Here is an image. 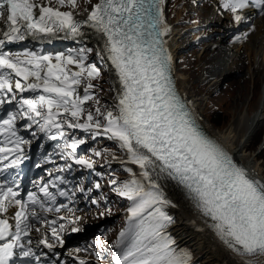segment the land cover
I'll return each mask as SVG.
<instances>
[{
    "label": "snow or ice",
    "instance_id": "1",
    "mask_svg": "<svg viewBox=\"0 0 264 264\" xmlns=\"http://www.w3.org/2000/svg\"><path fill=\"white\" fill-rule=\"evenodd\" d=\"M164 3L99 0L86 18H80L71 10L79 7V0H0V108L15 103L14 109H5L0 117V174L22 162L21 146L28 141L18 134L19 120H26L29 129L36 125L51 139L62 137L65 158L92 170L96 161L75 152L86 139L68 130H82L93 140L106 137L140 169L137 173L129 167L128 179L110 181L113 190L131 202L127 226L112 245V264H192L191 254L178 251L167 233L173 217L164 210L171 201L162 189V177L175 180L187 190L195 206L210 218L218 238L244 258L243 264H264V182L251 177L204 132L178 94L172 55L163 39L171 31L165 23ZM221 4L237 23L245 18L243 9L264 12V0H221ZM86 27L98 37L97 59L102 64L110 63L114 82L118 83L117 102L104 111L93 93V81L101 70L95 61L89 62L94 49L85 43ZM29 38L41 43L73 40L83 46L63 51L32 47L13 51L7 47ZM90 100H95L94 111L85 107ZM92 151L97 157L108 152ZM13 153L14 158L3 163ZM63 182V177L57 176L39 188L43 198L36 192H28L24 198L14 181H0V264H17L18 257L45 264L41 257L48 258V254L37 255L31 239L25 242L34 228L33 221L46 225L40 244L50 250L65 244V225L44 216L67 208L65 204L56 206L58 195L69 197L68 191L59 188ZM95 188H101V184L97 182ZM87 191L91 193L92 189ZM92 203L99 201L94 199ZM10 209H15L14 216L8 215ZM60 219L76 223L67 216ZM71 231L80 229L73 226ZM49 232L55 243L49 242ZM94 243L99 247L94 250L95 261L100 264L105 245ZM80 251L74 249L69 255ZM48 264L58 261L48 258ZM79 264L87 261L79 259Z\"/></svg>",
    "mask_w": 264,
    "mask_h": 264
},
{
    "label": "bare ground",
    "instance_id": "2",
    "mask_svg": "<svg viewBox=\"0 0 264 264\" xmlns=\"http://www.w3.org/2000/svg\"><path fill=\"white\" fill-rule=\"evenodd\" d=\"M98 2L99 0H96L95 4ZM262 27H264V18L257 20V32L253 34V39L249 42L248 47L246 46L249 54L248 59L251 62H248L249 66L247 73L250 74V78L253 79L256 94L262 84L261 76H264V41L257 38L262 32ZM165 39L170 44L175 43V36L172 30L165 36ZM88 40L90 41V39ZM185 41L186 40L183 39L175 43L176 45H173L175 55L178 54L179 49ZM220 53L223 54V51H220ZM245 60L246 59H237L235 62H229V64L228 60H226L225 64L222 63V65L214 60H208L203 63L202 74L204 80L210 82L211 85L215 87L219 84L223 75L238 69V66L245 63ZM241 61L243 62L241 63ZM179 78L180 85L182 89L185 90L187 84L191 81V77L189 75H180ZM116 92L117 89L110 96V104L114 103L112 97L116 96ZM261 98H263V100L261 102L259 101L260 103L258 102V97H253L250 102L249 107L251 109L257 107L253 113L243 111L239 107L236 108L234 119L226 128L217 129L210 125L206 126L215 134L217 139L230 150V153L239 159L243 166L248 167V172H251L253 175L255 174L264 182V170L261 162H259L257 153H248L247 149L249 141L254 134L260 130L264 122V88ZM195 100L192 106L199 113L198 108L200 109L201 102L198 97ZM160 183L166 198L171 201V205H169L170 208L168 207V209L174 216V223L178 222L182 228H185L175 230L176 234L179 236V241H188L196 238V243L202 247L201 249L204 250L207 257L211 258V263L213 264H243L244 258L232 252V250L218 238L217 234L210 226L212 223L211 220L201 213L188 193L179 188L175 180L162 177ZM178 215L179 219H175Z\"/></svg>",
    "mask_w": 264,
    "mask_h": 264
},
{
    "label": "rangeland",
    "instance_id": "3",
    "mask_svg": "<svg viewBox=\"0 0 264 264\" xmlns=\"http://www.w3.org/2000/svg\"><path fill=\"white\" fill-rule=\"evenodd\" d=\"M179 11L180 8L177 9V16L179 15ZM175 23L182 25L186 23V21H180L179 18H177ZM189 41L190 40H187L185 42ZM184 44L181 46L179 51L184 47ZM230 59L231 57L227 58L222 53H218V49L211 51L209 50L201 55L200 53H196L194 51V48H186L182 50L181 52H179V55L176 59L180 75H189L191 77V81L187 84V88H185V90L195 95L196 98L198 97L199 101L201 102L200 109L205 112V115L207 116V125H210L213 128L215 127L217 129H224L229 125V123L234 119L235 110L238 107L243 111L253 113L257 108L256 107L255 109H251L249 107V104L252 101L253 97H258V102H261L263 100V98H261V95L263 94L264 88V76H261L262 84L256 94L253 79H251L250 74L247 73V69L249 66L248 62H250L247 59L245 60V63L238 66V69H235L233 72L223 75L221 77V81L215 87L212 86L210 82L204 80V76L202 74L204 62L208 60H214L218 62V64L222 65V63L225 64L226 60H228L229 64ZM242 62L243 61H241V63ZM108 91H111V89L106 88V92ZM263 144L264 122L260 130L251 138L247 147L248 153H257L259 162H261L262 168L264 170ZM93 149L94 148L90 149V151L87 153V156L93 160L101 159L103 155L99 157L95 156L92 151ZM105 149L108 150L107 154H109L110 156L119 153V151L114 148ZM95 172L96 174L100 173L99 176H104V173L100 172L99 170ZM113 200L114 204L112 205V210L120 212L123 204V199L113 198ZM167 207H169V205H167ZM175 219H179V215L176 216ZM176 229L185 228H182L181 225L177 224L175 230ZM177 238H179L178 235ZM196 240L197 239L195 238L188 241H182L185 242L182 246H184L190 252L192 260L196 261V263L213 264L211 263V258L207 257L204 250L201 249L202 247L199 246L198 243H196Z\"/></svg>",
    "mask_w": 264,
    "mask_h": 264
}]
</instances>
